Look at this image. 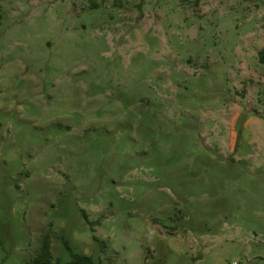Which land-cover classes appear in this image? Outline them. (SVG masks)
Here are the masks:
<instances>
[{"label":"rangeland","instance_id":"rangeland-1","mask_svg":"<svg viewBox=\"0 0 264 264\" xmlns=\"http://www.w3.org/2000/svg\"><path fill=\"white\" fill-rule=\"evenodd\" d=\"M0 0V264H264V0Z\"/></svg>","mask_w":264,"mask_h":264},{"label":"trees","instance_id":"trees-1","mask_svg":"<svg viewBox=\"0 0 264 264\" xmlns=\"http://www.w3.org/2000/svg\"><path fill=\"white\" fill-rule=\"evenodd\" d=\"M93 7H97L96 0H90ZM258 58L264 64V47L258 52ZM53 255L48 237L45 238L34 261L25 264H97L92 256L85 253H74L73 259L69 262L52 261Z\"/></svg>","mask_w":264,"mask_h":264}]
</instances>
